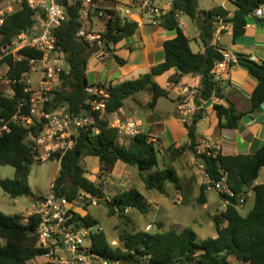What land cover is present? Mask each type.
I'll list each match as a JSON object with an SVG mask.
<instances>
[{
	"label": "trees",
	"instance_id": "trees-1",
	"mask_svg": "<svg viewBox=\"0 0 264 264\" xmlns=\"http://www.w3.org/2000/svg\"><path fill=\"white\" fill-rule=\"evenodd\" d=\"M172 9L163 16L161 26L177 36L164 44L165 61L152 67L149 73L137 79L104 87L107 97L91 95L88 88L92 85L88 77V66L93 56L99 58L110 54L121 66L127 61L116 55L115 46L135 36L139 26L131 20L123 21L116 16L106 23L103 32L104 47L91 45L79 38L81 28L80 4H67L68 18L55 30L57 46L67 60L68 72L62 75V83L49 94L45 110L51 112L67 105L71 114L80 115L91 111V102L104 101L106 112H93L95 123L83 129L75 137V146L65 154L54 153L48 160L60 163V172L52 187V193L58 197L76 201L82 193L103 199V185L92 182L87 176L85 159L89 156L99 158L100 178L112 174L116 165L121 162L139 169L147 190H156L167 195L169 186L181 191L185 199L191 186L179 174L177 163L187 152L193 153L204 167L211 184L201 187L198 202H208L206 191L216 189V184L225 176L233 195L219 193L223 201H228L226 209L213 217L217 236L201 241L193 228L181 231L151 232L137 229L119 231V246H112L106 233L93 236V253L97 256L120 264H231L236 259L238 264H264V184L256 181L264 169V145L254 154L223 155L208 148L198 153L197 117L191 123L184 122L188 131V142L180 146L175 144L167 149L158 146L150 133H139L127 145L119 142L118 129L110 126L109 117L125 108L127 101L146 90H152L153 99L149 103L151 109L156 108L160 98L169 100L167 89L162 87L155 77L175 69L181 75L201 77V93L204 99L213 97L223 101L215 104L221 129H238L241 120L253 114L264 104V63L250 57L238 55L237 64L246 68L249 74L257 79L258 85L251 95V108L241 110L235 103L226 99L222 82H215L211 71L223 60V49L213 44L217 26L231 25L233 38L243 36L249 21L255 20L264 24V18L254 16L257 9L264 6V0H233L237 10L233 16L221 6L210 10H201L199 0H171ZM174 7L177 9L173 13ZM36 14L26 0L21 1L20 8L7 14L0 27V63L7 65V78L11 84L13 96L7 95L0 87V128L8 126L10 131L0 136V166H13L17 170L16 177L0 180V188L12 198H21L32 194L30 187L31 168L42 162L39 152L33 150V139L37 138L45 127L44 119H34L32 98L25 92L27 83L25 75L32 70L31 62L41 60L43 53L24 48L18 52L20 59L7 55L9 46L24 31L29 30ZM181 15H188L200 31V38L205 52H194L192 39L180 26ZM253 17V18H252ZM17 118V119H16ZM23 119H33L32 124H24ZM163 157V159H162ZM147 173V175L145 174ZM253 189L255 204L253 209L243 215L239 209L240 198L249 189ZM187 195V196H186ZM43 198V197H39ZM111 214L125 217L126 211L137 209L141 214H148L152 205L135 187L122 191L109 202ZM40 217L23 214L8 215L0 211V264H31L38 257L45 255L37 235ZM73 222L77 227L98 225L90 213L82 216L75 214ZM163 225L159 223L160 230ZM120 230V229H119ZM51 264V263H45Z\"/></svg>",
	"mask_w": 264,
	"mask_h": 264
},
{
	"label": "built area",
	"instance_id": "built-area-1",
	"mask_svg": "<svg viewBox=\"0 0 264 264\" xmlns=\"http://www.w3.org/2000/svg\"><path fill=\"white\" fill-rule=\"evenodd\" d=\"M26 1L30 8L36 12L33 17L34 24L29 30L22 32L10 44L7 55H14L16 59H20L18 52L24 48L43 53L41 60L31 62L32 70L25 75V82L28 84L25 92L30 94L32 98V115L34 116L37 109H39L41 119L45 120L44 130L37 138L33 139L34 144L32 147L34 151L39 152V159L47 161L54 153L61 152L65 154L68 150L73 149L75 137L83 129L95 123L93 112H106L104 101L91 102V111L80 115L71 114L69 109L63 106L51 112L45 110V105L49 101V94L61 85L62 75L69 70L67 60L58 50L57 37L54 33L68 18L69 14L66 3L80 4L81 16L79 21L81 28L78 33L79 38L91 45H98L100 47L105 46L103 42V31L105 29L97 28L95 24L96 19L104 21L105 28L107 21L116 16L120 17L123 21L131 20L136 22L139 27L145 24L157 26L161 25L163 16L172 9V3L170 2L167 6H162L160 0H109L112 4L108 8H102L99 6V2L103 3L108 0ZM15 12L12 8L6 13L0 11V27L4 23L5 16ZM254 16L264 18L262 7L257 9ZM228 28H232V26L224 24L217 26L218 41H220L219 36L222 32ZM222 54L223 60L218 62L211 71L215 82L218 83L222 82L224 72L228 71L239 61L238 56L229 51L223 50ZM33 71L38 72L40 75V84L36 88L31 86L32 84L29 79L26 80V76ZM7 82L10 85L15 83V81L13 82L9 79ZM168 87L171 92L176 94L174 98L175 107L184 122L191 123L195 116L208 105L209 101L215 100L214 97L211 100H207L200 96L201 84L191 85V83H182L176 80L170 82ZM88 92L98 97H107L104 87L92 86L88 88ZM111 116H108L110 126L118 129L119 142L122 144L127 145L133 137L140 132L143 133L142 121L135 119L122 121ZM22 121L26 125L33 123L32 118H22ZM8 131H10L8 126L0 128V136ZM197 150L199 154L205 151L200 146ZM199 162V167L207 179V184H211L204 163ZM215 190L219 193L233 195L228 186L226 176L216 184ZM103 200L106 201L107 198L100 199L86 193H82L76 201H69L67 198L58 197L54 193L37 200L36 204L33 205L32 214L39 216L41 220L40 226L37 229V235L41 247L47 251L41 257L44 260L43 264H120L112 263L110 260L101 258L93 253V236L103 232L102 227L98 225L94 227H77L73 222L75 214L81 211L80 204L98 206ZM239 202L240 204H244L246 202L245 196H242ZM151 228L152 225H149L146 231H149Z\"/></svg>",
	"mask_w": 264,
	"mask_h": 264
},
{
	"label": "rangeland",
	"instance_id": "rangeland-1",
	"mask_svg": "<svg viewBox=\"0 0 264 264\" xmlns=\"http://www.w3.org/2000/svg\"><path fill=\"white\" fill-rule=\"evenodd\" d=\"M168 1L169 0H160V4L163 6ZM218 2L219 0H199V7L201 10H208ZM111 4V1L108 0L103 2L100 6L108 7ZM20 6L21 0H0V11H4L5 13L8 12L10 8L17 11ZM180 23L187 29L190 37H197V34L200 31L188 15H181ZM131 41L132 39L126 40V42ZM127 46L128 45L124 46V48ZM97 58L99 57L93 56L90 59L88 73L90 83L96 86L99 82L105 79V75L109 76V66L116 63L114 60L98 62ZM1 59L2 56H0V60ZM8 70L9 68L7 65L0 63V87L7 95L13 96L11 85L7 82ZM39 78V73L34 71L26 76V80L29 79L32 84L31 86L35 88L40 84ZM151 91L152 90L149 89L145 92H140L136 95V98H145L147 95L151 94ZM139 107L143 108L141 104H139ZM150 109L149 106L146 107V110ZM130 112L134 113L131 102L127 105L125 115L119 114V118L122 121L131 118L136 120L133 114L127 115ZM34 119H41L39 109H37ZM199 127L200 132L202 133L205 125L200 123ZM143 132L151 134V130L146 126L144 127ZM181 136L182 137L179 138L180 143H184V141L188 140L187 135H182L181 133ZM164 140L168 141L167 139ZM155 144L161 146L159 141H156ZM199 145L205 150L211 147H208L205 143ZM98 159L99 158L97 157L89 156L84 160L88 171L86 176L92 182L101 183L103 185L105 198H107V200L101 201L98 206L80 204L79 207L81 208V211H79V214L84 216L87 213H90V215L99 222L98 226L103 228V232L109 237L112 246L116 247L120 244L118 240L119 231H123L124 229L146 230L149 225H152V228L149 230L151 232L181 231L186 228H193L198 234L197 238L199 241L217 236L213 217L223 212L226 209L227 203L222 200L219 192L213 188H209L206 191L208 199L206 204L198 202V198L201 195V187L202 185L207 184V179L199 167V160L196 159L193 153L187 152L177 163H175L179 174L185 179L186 184L191 186V191L186 199L181 191L176 190L171 186L167 188V195H162L156 190H147L139 169L123 163H120L119 167H115L112 174L100 178V163ZM59 172L60 163L57 160H42V162L35 163L31 168L29 180L32 194L15 199L0 188V211L8 215L17 213L23 214L26 217L32 215L33 205L36 204L39 197H48L52 193V187ZM16 174L17 170L15 167L0 166V180L6 178L13 179L16 177ZM145 174L147 175V173ZM261 178H264V172L262 173ZM132 187L137 188L152 205L150 212L144 215L138 212L137 209H130L126 211L125 217L111 214L110 207L112 206L109 202L112 201L117 194ZM254 204V198H250L247 203L240 204L239 209L243 215H246L253 209ZM160 222L163 225L161 230L159 228ZM43 261L42 258L38 257L33 260L31 264H43ZM230 262L231 264H238L236 259H231Z\"/></svg>",
	"mask_w": 264,
	"mask_h": 264
},
{
	"label": "crops",
	"instance_id": "crops-1",
	"mask_svg": "<svg viewBox=\"0 0 264 264\" xmlns=\"http://www.w3.org/2000/svg\"><path fill=\"white\" fill-rule=\"evenodd\" d=\"M170 2L172 3V1L169 0L163 6H167ZM101 4L102 3L99 2V6ZM218 5L228 10L230 16H233L237 10V6L233 3V0H219L213 7ZM262 9L264 10V6ZM179 19L181 21V16ZM95 24L97 28L102 30L105 29L104 21L96 19ZM180 26L190 37L187 29L184 28L181 23ZM176 36L177 34L175 32L167 31L161 25L149 26L145 24L140 26L135 36L131 38V42H120L114 48V53L120 56L121 59L127 61L125 66H121L115 59H111L110 54H107L103 58H97L98 62H106L107 60H114L116 62L114 65L111 64L109 66V76L105 75V79L99 82L97 86L103 85L106 88L112 84L115 85L119 82L122 83L127 80H134L143 74L149 73L152 67L165 61L166 54L164 44L167 40H172ZM190 38L192 39L191 48L193 51L204 53L205 47L201 41L200 32L197 34V37ZM217 38L218 34L216 32L213 44L221 46L223 50L229 51L237 56L250 57L257 62L264 63V24L251 20L249 24H247L245 34L238 37L236 40L233 38L232 28H228L222 32L219 36L220 41H218ZM126 45L128 46L124 48ZM248 72L246 68L239 64H235L228 71L224 72L222 78V86L226 99L235 103L241 110H249L251 108V95L258 85L257 79L252 77ZM178 73L177 70L173 69L170 72L155 77V80L162 87L167 89L169 93V100H167V98H160L156 108L146 110V107L149 106V103L153 99L152 92L145 98L137 99L135 96V99L129 101L132 104L134 113L130 112L127 115L133 114L136 120L142 121L143 129L145 126L148 127V129L151 130L150 135L153 137V141H159L164 149H167L173 144L178 147L187 143L189 140L188 138L184 143L179 142V138L182 137L181 133L182 135L185 134L188 136V131L184 126V121L180 113L175 107L174 98L176 94L171 92L168 87V84L173 81V77L178 78ZM201 80L200 76L191 75H181L178 79L179 82L191 83V85H199L201 84ZM129 102L127 101L125 108L119 113L113 114V118L120 119L119 114L125 115ZM221 103H223L222 100L215 98V100L209 101L208 105L195 116V118H200V121L198 123L196 122L197 134L199 136L198 143L201 144L205 142L207 146H211L223 155H248L254 154L257 150H260L264 145V106L260 107L253 114L244 117L237 130L221 129L219 127L218 116L214 110V105ZM139 104H141L143 108L139 107ZM63 107L68 109L67 105ZM195 118L193 120H195ZM200 123L205 125L202 133L200 132ZM120 163L121 162H119L116 167H119ZM263 172L264 169L261 171L260 177L256 181L257 185L264 184V178H261ZM252 190V188L249 189L245 194L246 203L250 198H254L255 201Z\"/></svg>",
	"mask_w": 264,
	"mask_h": 264
},
{
	"label": "water",
	"instance_id": "water-1",
	"mask_svg": "<svg viewBox=\"0 0 264 264\" xmlns=\"http://www.w3.org/2000/svg\"><path fill=\"white\" fill-rule=\"evenodd\" d=\"M177 11V9L174 7V10H173V13H175ZM253 18V17H252ZM195 124H197L196 122H195Z\"/></svg>",
	"mask_w": 264,
	"mask_h": 264
}]
</instances>
